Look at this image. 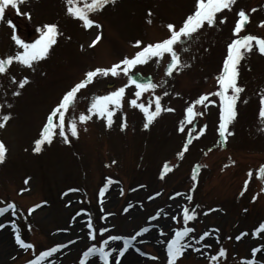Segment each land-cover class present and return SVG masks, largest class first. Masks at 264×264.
<instances>
[{"label": "rangeland", "instance_id": "obj_1", "mask_svg": "<svg viewBox=\"0 0 264 264\" xmlns=\"http://www.w3.org/2000/svg\"><path fill=\"white\" fill-rule=\"evenodd\" d=\"M81 2L89 0H77ZM67 7L65 0H23L18 11L6 8L0 19V59L23 50L11 39L13 30L28 43L39 36L37 27L47 23L56 24L59 33L46 56L31 65L13 61L0 73V118L9 117L0 126V143L5 148L0 160V208L9 202L15 205L0 213V223L5 225L0 228V264H79L88 247L100 248L102 242L105 250H113L109 264H117L114 257L124 246L123 238L132 237L119 264H167L166 241L182 228L192 229L182 241L191 248L185 247L175 264H247L249 259L264 264V229L252 235L264 223V174H255L264 164V118L258 115L264 94V55L256 50L255 41L252 49L241 50L236 65L242 91L224 147L217 143L219 97L215 95L227 43L242 35L264 38L260 24L264 0H234L231 8L214 14V25L205 22L190 37L178 40L173 46L180 61L178 71H165L170 53L133 65L128 73L149 74L155 85L139 97L123 72L93 77L65 110V135L59 134V120L53 117L57 126L51 140L33 151L51 109L87 71L111 67L144 45L162 41L170 36L167 24L178 29L194 10L193 0H108L88 13L96 23L85 28L67 13ZM241 9L249 19L240 33L233 34ZM220 17L225 18L222 24ZM97 35L100 39L92 44ZM137 40L140 45L135 44ZM24 78L27 81L20 86ZM123 85L127 87L119 105L109 106L115 107L110 124L97 113L79 120L80 113L88 115L94 96ZM208 92L213 95L193 104L195 115L186 121L188 105ZM155 97L161 111L145 128L144 113L129 101L135 99L151 112ZM207 100L215 103L205 107ZM69 120L76 125L75 136L67 131ZM181 124L184 130L178 131ZM200 127L205 131L197 136ZM186 139L191 142L178 157ZM102 187L105 193L100 196ZM184 209L194 213L193 219H184ZM141 227L147 231L140 233ZM205 231L209 235L200 239ZM240 232L246 234L236 240ZM17 234L32 247L18 245ZM108 236L122 239L109 241ZM56 244L64 247L37 260L40 252ZM221 247L224 256L212 260ZM253 247L258 249L256 254L251 252ZM127 254L137 259L126 260ZM90 260L103 264L98 253L86 257L85 264Z\"/></svg>", "mask_w": 264, "mask_h": 264}, {"label": "snow or ice", "instance_id": "obj_2", "mask_svg": "<svg viewBox=\"0 0 264 264\" xmlns=\"http://www.w3.org/2000/svg\"><path fill=\"white\" fill-rule=\"evenodd\" d=\"M67 7V13L73 17L78 18L81 22L83 27L88 28L92 24L96 23L94 20L90 19L88 16L89 12L95 11L101 7H103L104 4L108 2V0H89V2H81L77 3V0H65ZM23 3V0H0V19H3V15L6 8L11 7L14 10L18 11L19 5ZM234 0H193V8L194 10L191 11L186 18L183 19L181 25L176 28L173 24L169 23L166 25L167 29L170 32V36L163 39L162 41L149 43L147 45H144L141 50L136 51L135 54L131 57H124L123 59L119 60L117 63H114L111 65V67H97L95 69L89 70L84 74V78L79 80L75 85H73L69 90H67L62 98L59 100V103L51 109L47 116L46 122L43 124V127L40 131V136L38 139L34 141L35 147L33 148V151H39L40 146L44 141H50L52 138V129L55 128L57 125L53 123V117H56L59 120V127H60V135H65V129H64V120H65V110L69 108V106L73 103L76 94L79 89L84 87L86 84L90 83L93 79V77H96L99 75L107 76L109 73L112 76H117L118 72H123L127 76V83L128 84H135L137 91L135 92V96L139 97L141 94V91H145L148 88L155 87L154 84H141L138 83L136 80L133 79L131 75L128 74L129 69L135 65V64H142L149 60L151 57H161L164 53H170L171 54V62L167 64V67L165 69L166 73H171L173 68H176V66L180 63L178 60L177 54L174 51V44L180 40L181 38L190 37L194 32H196L197 29L201 28L202 24L205 22L207 25L211 26L214 25L215 17L214 14L218 13L221 9H229L233 5ZM23 15L28 16L27 12H24ZM238 19L235 20V25L232 28V33H240L241 29L245 26L246 22L248 21V16L245 12V10L241 9L237 12ZM219 22L222 24L225 22L224 17L219 18ZM9 25H11V21H7ZM261 25H264V21H260ZM97 27H100L97 24ZM36 31L39 33V36L35 39H33L30 43L25 42L23 39L19 38L13 30V33L11 35V39L15 42L17 46L22 48L23 50H17L12 55H7L5 58L0 59V73L5 72V65L11 64L13 61H17L23 65H31L32 61L40 60L42 57L46 56L49 50L50 45L55 43V37L59 34L57 31V25L54 23H47L42 26L37 27ZM100 39V36L97 35L96 38L92 41V44H95L97 40ZM255 41L256 50L261 54L264 55V38H260L254 35H242L238 38L231 39L229 43L226 45V55L223 58V66L220 70L216 82L219 85V89L215 92V95L219 97V128L217 131L219 132V136L221 140L226 139L227 135H231L230 132H228V124L234 119L236 116V110H235V104L237 100V95L242 91V88L238 86L237 84V69L236 65L240 61L243 52L241 51L243 49L244 52H247L248 50L253 48L252 42ZM136 45H140L141 41L137 40L135 41ZM121 65L124 67L121 68ZM178 71L179 69L176 68ZM27 81V78L20 79L19 85L23 86ZM127 85H123L120 87L115 88L114 91H109L105 95H96L91 99L90 106L88 108V115H85L83 112L79 115V120L81 122L86 121L89 119V116L92 113H97L99 116H103L106 119V122L108 124L111 123V116L112 112L115 111V107H109L110 105L116 106L119 105L121 97L124 95L125 88ZM212 92H208L206 94H201L196 100L192 101V104H189L188 107L185 109L187 115L185 116V120H191L192 116L195 115V112L193 110V104H201L204 103L208 96H212ZM156 105H155V111H149L147 107L143 104H137V101L135 99H132L129 101L131 105H135L136 107L140 108L142 112L144 113L145 117V123L144 127H148V122L151 121L155 116L159 114L161 111V105L159 103V97H155ZM215 101L213 100H207V103L205 104V107H207V104H213ZM165 110H171V109H165ZM258 115L260 118H264V94L260 95L259 98V109H258ZM9 117L7 115L0 118V126H3L2 121L8 120ZM124 127V124H121V128ZM178 131H183V124L177 129ZM67 131L71 132L72 136H75L77 134L76 131V125L73 122V120L68 121L67 125ZM205 127H200L198 132L196 133L197 136H200L202 133H204ZM67 142V140H65ZM190 140L184 141V148L182 151H178L176 155L179 157L183 154V151L187 149L188 144L190 143ZM5 148L2 143H0V160L3 159ZM165 170H168L169 165L167 162H165ZM252 170L249 169V173H251ZM255 174L257 176H261L264 174V164L260 165L258 169H256ZM164 173L161 172V176H163ZM193 180H195V176L192 177ZM248 180L245 179L244 185L247 186ZM193 187H195V184H193ZM243 191V189H242ZM264 191V189H262ZM105 193V188L102 187L99 191V195L103 196ZM154 195H159V193H155ZM151 199L152 197H148ZM188 199H191V196L189 195ZM253 200L256 199L255 196L252 197ZM15 205L11 202L7 204L6 208H0V213L6 212L8 209L14 208ZM32 209H29V212H31ZM83 211V210H81ZM127 211V209H125ZM104 215H110V213H104ZM194 213L190 212L188 209H184V219L185 220H191L193 219ZM100 219H104V216H101ZM149 219H152V217H149ZM172 220L176 219V216L171 217ZM5 225L3 223H0V228H3ZM89 228L92 227L91 224L88 225ZM16 225L13 223V230L15 231ZM261 229H264V223H260L259 228L253 230L252 235L255 236L258 231ZM101 232L105 231L104 228L100 229ZM147 229L141 227L139 229L140 233L146 232ZM191 228H182L179 229L171 236L170 239H167L166 241V252H167V264H175V261L178 257L181 256L183 253L185 247L191 248L190 244H187V242H183L184 237L188 235L189 232H191ZM139 234V233H138ZM246 233L240 232L239 235L235 237L236 240H240L241 237H243ZM209 232L205 231L200 236V239H203L204 237L208 236ZM87 236L89 238H92L93 233L92 231L87 232ZM109 241L119 240L122 239L121 237L117 236H108L107 238ZM132 238H123L124 240V246L119 248V254L115 255L114 259L119 264V261L121 259V256L125 253V250L128 248V246L131 244ZM15 242L24 248H31V244H26L19 234L15 236ZM71 243V241H69ZM103 243H101V247L97 248L95 245H92L86 249V251L83 253V255L80 257L79 264H85V258L93 256L94 254H99L100 260L103 261V264H109V253L113 250L109 248L108 250H105L103 247ZM64 247L62 244H56L54 247L48 248L46 251L40 252L39 256L37 257V260H40L51 253H54L57 251V249ZM193 251H196L197 249H192ZM136 251H139V249H136ZM258 251L257 248L253 247L251 249V252L253 254H256ZM144 255V253H141ZM225 249L220 248L219 251L216 253L215 256H212L211 259L215 260L217 256H224ZM151 259L155 260L156 257H151ZM28 264H35L33 261H29ZM89 264H94V261L90 260ZM247 264H254V261L249 259L247 261Z\"/></svg>", "mask_w": 264, "mask_h": 264}, {"label": "water", "instance_id": "obj_3", "mask_svg": "<svg viewBox=\"0 0 264 264\" xmlns=\"http://www.w3.org/2000/svg\"><path fill=\"white\" fill-rule=\"evenodd\" d=\"M134 80H136L137 82H145L148 83L150 82L151 78L150 76H141L139 73H135V74H130Z\"/></svg>", "mask_w": 264, "mask_h": 264}, {"label": "bare ground", "instance_id": "obj_4", "mask_svg": "<svg viewBox=\"0 0 264 264\" xmlns=\"http://www.w3.org/2000/svg\"><path fill=\"white\" fill-rule=\"evenodd\" d=\"M124 256H125L126 260H130V261L137 259L136 256L132 255V254H127Z\"/></svg>", "mask_w": 264, "mask_h": 264}]
</instances>
